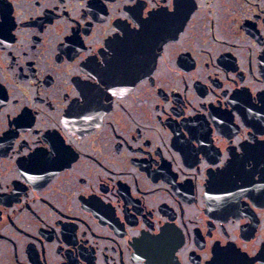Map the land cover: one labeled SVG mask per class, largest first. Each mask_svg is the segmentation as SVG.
<instances>
[{
    "label": "flooded vegetation",
    "instance_id": "1",
    "mask_svg": "<svg viewBox=\"0 0 264 264\" xmlns=\"http://www.w3.org/2000/svg\"><path fill=\"white\" fill-rule=\"evenodd\" d=\"M164 7L0 0V264H264V0Z\"/></svg>",
    "mask_w": 264,
    "mask_h": 264
},
{
    "label": "snow or ice",
    "instance_id": "2",
    "mask_svg": "<svg viewBox=\"0 0 264 264\" xmlns=\"http://www.w3.org/2000/svg\"><path fill=\"white\" fill-rule=\"evenodd\" d=\"M133 3H135V0H132ZM149 3H151V0H149ZM167 7H164L162 11L165 13L167 17H174L177 13V11L183 6L184 0H166ZM144 6H141V10H143ZM151 7L154 9L157 7L156 4H152ZM169 8L172 10L170 11ZM130 11H135L134 9H130ZM137 18L139 19V13H136ZM156 14L152 11H148L146 16L143 19H140L139 24L133 25L131 31L134 35H141L146 28L153 24L154 16ZM127 19V17L125 18ZM127 29V25L124 26ZM113 32L117 31V28L114 27L112 29ZM122 37H127V32L121 34ZM69 39H72L69 37ZM89 56H92V53H88ZM153 64L155 62V57H152ZM86 63H97V67L93 68V71L96 73V76L100 77L99 80H95L94 77H85L86 81H92L90 83H86L84 87H81L79 92L75 93L74 98L70 101L73 106L77 105H83L90 102V95L88 92L85 91V88L93 90L95 93L101 92H107L111 85L108 83L109 81H118L124 77L135 75V78L138 80L140 76L137 74L138 68L136 61H114V60H107L104 62H96L95 57H92L91 61H86ZM108 85V87H104V85ZM65 99H68L67 96H65ZM22 118L29 120L30 122L33 120V116L31 113H24ZM264 139V137H262ZM60 146H63L64 152L71 153L72 149L70 147H67L65 145L64 141L59 142ZM68 144H71V141L68 142ZM53 147L56 148L57 144L55 141H53ZM57 151H59V148H57ZM48 153H35L33 152L31 156H28V153H25V156H28V160L32 164H40L43 162H46V157ZM74 158V156H73ZM136 235H139V233H136ZM153 239H159V237H153ZM253 256H255V253H252ZM252 264V262H250Z\"/></svg>",
    "mask_w": 264,
    "mask_h": 264
}]
</instances>
